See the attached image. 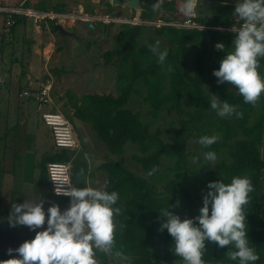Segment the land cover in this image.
Wrapping results in <instances>:
<instances>
[{"label": "trees", "instance_id": "1", "mask_svg": "<svg viewBox=\"0 0 264 264\" xmlns=\"http://www.w3.org/2000/svg\"><path fill=\"white\" fill-rule=\"evenodd\" d=\"M174 3V0H164L162 8L178 12ZM36 8L48 9L43 3ZM51 9L64 11L60 7ZM234 10L235 6L226 0H199L193 20L210 28L154 26L153 35L148 36L145 42H137L136 37L127 50L132 26L122 23L116 35L117 46L103 52L105 64L116 63V93H86L79 97L70 94L75 101L70 104L72 116L65 114V117L72 124L75 119L88 124L96 139L103 142L107 157L96 169L105 175L103 185L107 182L106 190L115 191L119 196L114 205L121 209V213L114 216L116 245L111 255L96 253L102 264H111L119 257L128 258V264H173L183 260L174 254V240L167 229L159 231L163 222L160 209L168 204L174 205L176 207L169 210L182 220L183 210L196 217L203 206V196L209 191L207 185L219 180L228 184L236 176H248L254 186V191L249 194L250 203L245 206L247 238L249 246L259 256L254 264H264V158L261 151L264 93L257 105L252 106L244 102L235 86L227 82L218 84L213 75L227 52L233 50L235 32L229 27H240L243 22L235 19ZM85 11L92 13L91 10ZM22 17L13 16L15 24L12 28ZM177 17L172 16L173 19ZM142 18H154L151 4L144 6ZM185 18L182 14L180 19ZM157 37L166 42L160 50L168 51L163 66L157 63V57L148 47L155 44ZM217 43L225 46L223 51L215 48ZM190 53L191 67L188 64ZM259 64L258 73L264 78V58H259ZM169 65L171 72L166 70ZM62 71L56 67L53 69L56 75ZM134 95L141 96L147 104L146 120L129 106ZM214 98L220 103L226 101L235 106L237 111L243 112V118L237 119L235 114L219 117L210 107ZM163 110L174 111L179 117L173 121L176 126L172 134L163 135L157 125ZM205 135H216L218 140L208 148L198 143L204 153L214 151L218 157L226 152L227 155L219 158L213 166L201 163L200 167H193L188 159L192 154L188 150V140L193 138L198 142ZM6 136L7 131L0 134V142ZM5 145L1 143L0 151ZM127 145L134 147L131 159L140 165L145 175L136 173L123 159L113 157H119ZM71 160L72 155L65 149L46 152L35 168L39 169L40 178L48 181V162ZM153 166L158 170L149 176ZM92 167L88 175H92ZM3 174L0 160V180ZM53 196L58 199L60 207L66 209L69 206L70 197ZM11 210L0 209V219L8 221ZM121 225H124L123 230ZM229 250L235 249L232 245L220 248L215 243L206 242L202 259L205 262L239 264V260L228 259L226 252ZM117 252L120 255H116ZM11 258L0 249V260Z\"/></svg>", "mask_w": 264, "mask_h": 264}, {"label": "rangeland", "instance_id": "2", "mask_svg": "<svg viewBox=\"0 0 264 264\" xmlns=\"http://www.w3.org/2000/svg\"><path fill=\"white\" fill-rule=\"evenodd\" d=\"M18 1L19 0H0V4L15 5L14 3H18ZM38 1H44L48 3L49 7H60L65 11H76L81 5L84 9L91 10L98 15H100V13H109L115 17L117 15H134L131 13L133 10L127 7L120 11V5L107 8L108 5L106 6L104 4L105 0H63V2L62 0ZM144 1L143 9L146 4L152 5L156 2V0ZM226 1L231 2L234 6H236L237 2H240V0ZM174 2V7L178 12H173L171 10L164 11L161 6L158 11L154 12L153 19L161 18L170 20L173 19L172 16H178L177 18L180 19L182 14L179 12V6L182 0H174ZM114 8L116 10H113ZM5 15L6 13H0V27L2 23H4ZM235 19L239 20L238 17H235ZM74 20L75 21L66 20L64 22H53L52 24H61L66 31L75 33V29L71 24L82 25V21L78 18ZM26 22L28 30L26 32L17 33L15 38L7 36L4 38V35L1 33V29H3L4 26L0 28V134L7 131L6 138L0 142V145L2 142L6 144L5 147H3V151H0V160L4 168L3 178L0 180V209L11 210L12 204L14 203L22 204L25 200L38 202L41 199L44 201L43 206L47 219L48 207L52 204H57L59 207L61 205L58 199L54 198L48 181L40 178L39 169L33 168V163L35 164V162L32 161V154L35 156L37 164L43 153L57 152L65 149L73 158V160H71L70 169L72 183L78 188L88 186L89 183H91L92 187H101L103 186L105 175L97 171L96 167L106 159L107 150L103 142H98L93 130L89 128V125L77 119L74 120V124L66 119L65 124L61 125L58 129V131H61L62 134L65 135L63 137L64 141H67V138L71 136L74 144L67 147L57 146L54 135L56 129H53L51 125L45 122L43 113L50 111L61 114L63 118L65 114L72 116L73 110L70 108V104L75 101L70 97L71 93L78 97L86 93H116V63L114 62L106 65L103 62L101 54L98 56V63H95V61H97V55L104 46H109V43L111 47L116 45L117 38L111 29L121 25L120 23L122 22L111 21L107 23L110 26L106 34L107 37L104 39H108L102 46L101 37H103V35H101V32L97 35L96 42L88 39L93 32H90L84 27L82 29L87 31V36L84 38L72 37L71 39L70 37L61 36L60 34L62 32H60L59 35L62 37L63 47L65 48L66 43L69 42L68 44H70L71 47L68 48H71V51L64 49L60 53L54 50L53 56H50L47 61V58H44L42 55L43 51L41 50L39 53V51L36 52V50L41 47L43 39L44 42L47 41V36L49 37L48 31L41 30L40 32H36L32 19H28ZM101 26V22L95 21V27H97L98 30ZM154 26L156 25L152 23L143 25L136 41L145 42L148 36L154 34ZM18 29H20V27ZM44 35L46 36L45 38ZM157 39L160 41V49L165 47V40L161 37H157ZM93 47H95L96 50L100 48V50L97 51L98 53L94 52V49L91 50ZM87 48H90L89 52L87 54L84 52V55L79 58V54ZM48 50L49 48L46 50V53ZM191 58L192 54L190 53L188 55V64L190 67L192 65ZM53 67L62 69L63 71L59 75L53 74L57 82L52 85L53 88L51 87V100L49 104L40 105L36 99L32 97L21 96L23 90H37V87L43 83L47 72H51V68ZM28 75L31 76L30 80L32 84L27 85ZM52 91H54V94ZM65 102L67 104H65ZM146 105L142 97L138 95H134L129 103V106L133 110L141 113L143 120L147 119ZM178 118V115L174 111L170 113L166 112V110L161 111L157 125L160 126L163 135L171 133L176 126L173 121ZM188 150L192 153L188 159L190 165L193 167H200L201 163L213 166L219 158L226 157L227 155L226 152H224L221 153L214 162L207 161L204 159V152L200 149L197 140L193 138H189L188 140ZM134 151V147L127 145L125 151L119 157H113L123 159L136 173L145 175L140 165L131 159V154ZM261 151L264 158V136ZM23 152H28L25 156V164L21 161ZM90 166H93L92 175H88ZM60 209L61 211L65 210L62 207H60ZM182 215L184 219L194 217V214L187 213V210H183ZM44 227L46 228L47 224H45ZM40 230L41 229H37L36 231ZM36 231L30 230L28 226H23L21 228L11 227L8 221L0 219V249L8 253L9 248H18L24 241L34 239ZM11 257L18 258V254L14 252ZM128 262V258L119 257L116 258L115 261H111V264H128ZM97 264H102V262L97 259ZM173 264H184V261H174ZM205 264L226 263L205 262Z\"/></svg>", "mask_w": 264, "mask_h": 264}, {"label": "clouds", "instance_id": "3", "mask_svg": "<svg viewBox=\"0 0 264 264\" xmlns=\"http://www.w3.org/2000/svg\"><path fill=\"white\" fill-rule=\"evenodd\" d=\"M163 2L156 0L152 10L158 11ZM198 4L199 0H182L179 11L185 17H194ZM233 15L243 24L231 29L235 32L233 50L227 52L213 75L218 84L227 82L235 86L245 103L256 106L264 93V78L258 73L259 58H264V0H240ZM148 47L157 57V63L163 66L168 56L167 49L160 50L159 40ZM215 48L223 51L225 46L217 43ZM166 70L171 72L172 67L169 65ZM210 107L221 118L233 114L237 119L243 118V112L226 101L220 103L214 98ZM217 140L216 135H205L199 138L198 143L208 148ZM204 159L214 162L216 153L205 152ZM157 170L153 166L148 175ZM207 188L209 191L203 196V206L194 218L182 220L169 210L176 207L174 205L168 204L160 209L163 222L159 231L167 229L174 240L173 252L183 259L184 264H205L202 256L206 242L215 243L220 248L232 245L235 250L226 252L228 259L239 260V264H254L259 256L249 246L245 213V206L250 203L249 194L254 191L251 179L236 176L231 183L219 180L210 182ZM106 189L107 182L101 187H92L89 183L82 188L58 182L55 194L70 197V203L63 211L59 205L52 204L47 209V219L41 199L12 204L8 217L11 227L22 225L32 231L41 230L36 231L34 239L24 241L16 249H8L9 256L15 252L18 258L0 260V264H97V252L113 254L116 245L114 216L119 215L121 209L114 207L119 199L118 193ZM120 228L123 230L124 225ZM115 254L120 255L119 252Z\"/></svg>", "mask_w": 264, "mask_h": 264}, {"label": "built area", "instance_id": "4", "mask_svg": "<svg viewBox=\"0 0 264 264\" xmlns=\"http://www.w3.org/2000/svg\"><path fill=\"white\" fill-rule=\"evenodd\" d=\"M6 13V16L9 18L7 21V24L9 26H11L14 22L13 16L14 15H19V16H23L26 19H32V21L38 25H48L49 22H64L66 20H71V21H75L74 19H80L82 20H91L93 22L95 21H100V22H105V23H110L111 21H119L122 23H127L130 25H134V24H141V25H147V24H155L156 26H160V25H174L177 27H195V28H210L211 26L209 25H202L199 24L198 22L193 20V17L188 18L186 17L185 19H170V20H165V19H161V18H157V19H145V18H138L136 16H132V17H121V16H113L109 13H104V14H95V13H90L85 11L83 8H77L76 11H58L55 9H38L32 6H27L24 5L23 2L20 4H17L15 6L12 7H2L0 6V13ZM243 24V22H242ZM241 24V26H242ZM240 26V27H241ZM232 28H239L237 26H232L229 27V29ZM50 90H51V84L46 83L44 85H42L40 88H38V90H23L21 92V96H27V97H32L34 99H36V101L40 104V105H46L50 103L51 97H50ZM57 116H59L61 121L66 120V118L64 119L63 116L61 114H56L53 112H44L43 113V117L45 122L48 125H51L53 129H56L58 131V129L60 128L61 125H56V124H51L50 122L54 121V118H56ZM64 125V124H63ZM58 126V127H57ZM54 131V135H55V143L57 146L59 147H67L70 145H64V142H72V144H74L73 139L71 138V136L69 138H67V141H64V139L62 137H59L57 131ZM62 133V132H61ZM47 174H48V181H49V185L50 188L53 192V194H55V187L56 184L59 183H64V184H70L72 186H75L74 183H72L71 181V177H70V169H71V161H51L48 162L47 165ZM65 187H67V185H65ZM76 187V186H75ZM56 195V194H55ZM63 196V195H60Z\"/></svg>", "mask_w": 264, "mask_h": 264}, {"label": "crops", "instance_id": "5", "mask_svg": "<svg viewBox=\"0 0 264 264\" xmlns=\"http://www.w3.org/2000/svg\"><path fill=\"white\" fill-rule=\"evenodd\" d=\"M123 1H125V0H123ZM23 2V4L24 5H27V6H32V7H35L36 8V6L37 5H40V4H45V6H46V8H49V9H51V8H54V7H49V5H48V3H46V2H44V1H42V2H39L38 0H19L18 1V3H14L15 5H17V4H20V3H22ZM62 2H63V0H62ZM104 4L107 6V8L109 7V8H111V7H113V6H111V5H109L108 4V0H105V2H104ZM15 5H4V4H0V6H2V7H12V6H15ZM79 8H83L81 5L79 6ZM116 8V7H115ZM113 9V10H116V9ZM124 8H126V7H123V6H121L120 5V11H122V9H124ZM84 9V8H83ZM84 10H86V9H84ZM112 11V10H111ZM92 12V11H91ZM92 13H94V12H92ZM131 13H133L132 11H131ZM100 14H102V13H100ZM134 14V13H133ZM117 16H121V15H117ZM132 16H135V15H131V16H121V17H132ZM8 17L5 15V18H4V23H2V26H4V28L3 29H1V33H2V35H4V38L7 36V37H10V38H15L17 35V33H20V32H26L27 30H28V28H27V22H26V20H28V19H26L25 17H22V20L14 27V28H12V26L15 24V20H14V22H13V24L11 25V26H9L8 24H7V21H8ZM100 22V21H99ZM32 23L34 24V30L36 31V32H40L41 30H46V31H48V33H49V37L47 36V41H45L44 42V39H43V41L41 42V47L39 48V49H37L36 50V52H38L39 51V53L41 52V50L43 51V53H42V55H43V57L44 58H47L46 59V61L49 59V57L50 56H53V54H54V50H57L58 52H62L64 49H67L68 51H71V48H68V47H71V45L70 44H68V43H66V46H65V48L63 47V43H62V37L61 36H63V37H70L71 39H72V37H75V38H84V37H86L87 36V31L86 30H84V29H82L83 28V26L82 25H80V24H71V26H73V28L75 29V33H72V32H70V31H66L64 28H63V25H61L62 26V28H63V31H60L58 28H55V25H57V24H54L53 25V27H51V22H49V24L46 26V25H41V26H38V25H36L33 21H32ZM95 24V23H94ZM101 24H102V26H101V28L98 30V28L96 27V29L94 30V31H92L93 32V34L88 38L89 40H91V41H95L96 42V40H97V35H99V33L101 32V35H103V37H101L102 38V42H101V46H102V44H104V42L106 43L107 42V39H104L105 37H107L106 36V34H107V32H108V30H109V26L110 25H107V29H106V31L105 32H103V23L101 22ZM121 25H122V23H120ZM121 25H119V26H116V27H114L113 29H111V31L113 32V34L116 36L117 35V33H118V31L121 29ZM1 26V27H2ZM22 26V27H21ZM132 26V25H131ZM0 27V28H1ZM20 27V29H18ZM85 28V27H84ZM58 31H59V33H58ZM141 31V30H140ZM60 32H62L61 34H60ZM91 32V31H90ZM61 36H60V35ZM105 35V36H104ZM139 36V35H138ZM46 36L44 35V38H45ZM10 38H8L9 40H11ZM71 41V40H70ZM11 42V41H10ZM44 42V43H43ZM116 45L115 46H113V47H111V44L109 43V46H104V48H102L101 49V52L99 51V53L97 52L98 50H100V48L99 49H97L96 50V48L95 47H93V48H91V50H93L94 49V52H96V53H98V55H97V61H95V63H98V56L101 54V57H102V59H103V52L105 51V50H108V49H114L116 46H117V42L115 43ZM59 46H62L63 48H58ZM49 48V50H48V52L46 53V50ZM89 49L90 48H87V49H85V50H83L82 51V53L81 54H79L80 56H79V58L80 57H82L83 55H84V52H86V54L89 52ZM50 51H51V53H50ZM53 52V53H52ZM64 56V55H63ZM60 59V58H59ZM103 62H104V59H103ZM106 65H108V64H106ZM53 69H55V67H53V68H51V72H47V75H45V78H44V81H43V83L39 86V87H37V90H38V88H40L42 85H44V84H46V83H49V84H51V87L53 88V84H55L56 82H57V80L53 77V74L54 75H56L55 74V72H53ZM30 75H28V77H27V85L28 84H32V81L30 80ZM25 83V84H26ZM70 87H71V85H70ZM27 88V87H26ZM29 89H32L31 87H28ZM33 90H35V89H33ZM52 93L54 94V91H52ZM99 142V141H98ZM28 152H23V155H22V162H24V164L26 163V159H25V156H26V154H27ZM30 153V152H29ZM31 154H32V152H31ZM35 154V153H34ZM32 156H33V162H35V164L33 163V168H35V165H36V161H35V156L32 154Z\"/></svg>", "mask_w": 264, "mask_h": 264}, {"label": "water", "instance_id": "6", "mask_svg": "<svg viewBox=\"0 0 264 264\" xmlns=\"http://www.w3.org/2000/svg\"><path fill=\"white\" fill-rule=\"evenodd\" d=\"M108 4L111 6H118L121 5L123 7H127L133 10L134 15L138 18L142 17V5H141V0H108ZM107 23L103 22V32L106 31L107 29ZM82 26L88 29L89 31H94L96 29L95 24L91 20H82ZM142 25L137 23L132 25V31L128 36V46L126 48L129 49L132 47V42L136 37L139 35L140 30H141ZM55 28H58L60 31H63V28L61 24L55 25Z\"/></svg>", "mask_w": 264, "mask_h": 264}, {"label": "bare ground", "instance_id": "7", "mask_svg": "<svg viewBox=\"0 0 264 264\" xmlns=\"http://www.w3.org/2000/svg\"><path fill=\"white\" fill-rule=\"evenodd\" d=\"M50 123H51V124H56V125H63V124H65L64 121H61V120H60L59 116H57L56 118H54V121H52V122H50ZM57 127H58V126H57ZM65 128H66V127H65ZM62 131H63V130H62ZM65 131H66V130H65ZM58 135H59V137H62V138L65 136L64 134L61 133V131H59ZM63 144H64V145H73L72 142H69V143L64 142Z\"/></svg>", "mask_w": 264, "mask_h": 264}, {"label": "flooded vegetation", "instance_id": "8", "mask_svg": "<svg viewBox=\"0 0 264 264\" xmlns=\"http://www.w3.org/2000/svg\"><path fill=\"white\" fill-rule=\"evenodd\" d=\"M145 3V1L144 0H141V5H142V8H143V4ZM144 10V9H143ZM143 10H142V12H143ZM134 13V12H133Z\"/></svg>", "mask_w": 264, "mask_h": 264}]
</instances>
